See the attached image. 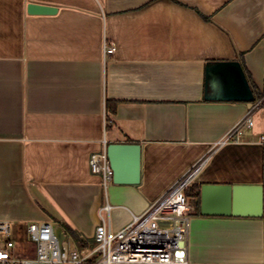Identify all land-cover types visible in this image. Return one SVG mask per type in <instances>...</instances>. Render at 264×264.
I'll return each mask as SVG.
<instances>
[{"label": "crops", "instance_id": "1", "mask_svg": "<svg viewBox=\"0 0 264 264\" xmlns=\"http://www.w3.org/2000/svg\"><path fill=\"white\" fill-rule=\"evenodd\" d=\"M236 59L264 91V0H0V221L50 220L91 246L104 205L120 229L202 163L186 190L189 260L264 264V104L212 150L249 106L211 97L207 67ZM111 143L142 145L140 183L92 171ZM207 184L237 190L203 197Z\"/></svg>", "mask_w": 264, "mask_h": 264}, {"label": "built area", "instance_id": "2", "mask_svg": "<svg viewBox=\"0 0 264 264\" xmlns=\"http://www.w3.org/2000/svg\"><path fill=\"white\" fill-rule=\"evenodd\" d=\"M115 49L109 44L106 51L113 54ZM263 101L264 98L256 100L212 150L239 141L244 128L254 125V112ZM261 139L264 143V135ZM90 166L93 172L103 176L105 185L113 181L106 150L93 153ZM201 166L202 163L193 168L142 212L133 214L130 222L120 229L111 226L114 206L104 205L106 214H102L91 246L72 247L53 221H35L28 226L30 239L35 243L34 254L17 256L16 242L6 238L13 225L0 221V264H194L188 258L190 214L186 190Z\"/></svg>", "mask_w": 264, "mask_h": 264}, {"label": "water", "instance_id": "3", "mask_svg": "<svg viewBox=\"0 0 264 264\" xmlns=\"http://www.w3.org/2000/svg\"><path fill=\"white\" fill-rule=\"evenodd\" d=\"M57 7L51 4L30 2V14H53ZM207 78L218 83L219 93L211 96L224 100L246 102L249 107L253 105L256 96L251 87L241 60L222 61L209 64ZM208 97V96H207ZM110 165L113 169V181L117 184H138L141 181L142 145L139 143H111L107 148ZM210 190H222L227 194V199L234 195L237 188L231 185L207 184L202 188L203 197ZM260 190V189H258ZM262 191V190H261ZM261 195V204H262ZM205 210L203 209V212ZM206 213V212H204ZM262 211L256 214L261 215Z\"/></svg>", "mask_w": 264, "mask_h": 264}, {"label": "rangeland", "instance_id": "4", "mask_svg": "<svg viewBox=\"0 0 264 264\" xmlns=\"http://www.w3.org/2000/svg\"><path fill=\"white\" fill-rule=\"evenodd\" d=\"M189 209V208H188ZM35 221H18L17 219L13 220V229L8 239H12L16 242L17 245V256L21 257H30L34 254L35 243L31 241L28 226Z\"/></svg>", "mask_w": 264, "mask_h": 264}, {"label": "trees", "instance_id": "5", "mask_svg": "<svg viewBox=\"0 0 264 264\" xmlns=\"http://www.w3.org/2000/svg\"><path fill=\"white\" fill-rule=\"evenodd\" d=\"M242 65H243V67H244V69H245V72H246V74H247V77H248V79H249V82H250V84H251V87H252V89H253V91H254V94H255V96H256V100H259V99H262V98H264V91H260V89L258 88V86L255 84V82H254V80H253V78H252V75H251V73L249 72V70L246 68V66H245V64L242 62ZM255 100V101H256ZM263 103H264V101H263ZM111 110H112V113H114L115 111H116V109L114 108V107H112L111 108ZM186 194H187V191H186ZM64 226V228H65V231H66V233L70 236V237H72L73 238V240H75L76 242H78L79 244L81 243L80 242V240H79V237H78V235H77V233L75 232V231H73L68 225H63ZM94 244V243H93Z\"/></svg>", "mask_w": 264, "mask_h": 264}]
</instances>
